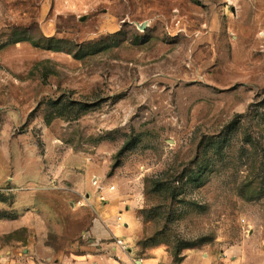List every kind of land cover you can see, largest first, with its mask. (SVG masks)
<instances>
[{
  "label": "rangeland",
  "instance_id": "obj_1",
  "mask_svg": "<svg viewBox=\"0 0 264 264\" xmlns=\"http://www.w3.org/2000/svg\"><path fill=\"white\" fill-rule=\"evenodd\" d=\"M114 262L264 264V0H0V264Z\"/></svg>",
  "mask_w": 264,
  "mask_h": 264
},
{
  "label": "crops",
  "instance_id": "obj_2",
  "mask_svg": "<svg viewBox=\"0 0 264 264\" xmlns=\"http://www.w3.org/2000/svg\"><path fill=\"white\" fill-rule=\"evenodd\" d=\"M96 218L91 224L89 234L97 242L98 245H103L104 241H107L111 234L115 236V231L113 228L118 229L119 223L117 221V217L119 216L120 206L117 203H112L108 207L99 206V210L97 209L96 202L94 203ZM123 218V215H121ZM131 216V215H130ZM124 219V218H123ZM107 225V227L105 226ZM124 225H127V229L133 228V218L125 215ZM116 264V262H114ZM136 264H141L140 262H136Z\"/></svg>",
  "mask_w": 264,
  "mask_h": 264
},
{
  "label": "built area",
  "instance_id": "obj_3",
  "mask_svg": "<svg viewBox=\"0 0 264 264\" xmlns=\"http://www.w3.org/2000/svg\"><path fill=\"white\" fill-rule=\"evenodd\" d=\"M111 190H114V188H112ZM100 200H101L102 202H106V199H105V197H103V196L100 198ZM121 220H122L121 217H119V218H118V221H121ZM88 237L91 238V235L88 234ZM117 244H118L119 246L125 248V249L127 248V247H126L127 245L124 244V243H123L122 241H120V240H117Z\"/></svg>",
  "mask_w": 264,
  "mask_h": 264
}]
</instances>
